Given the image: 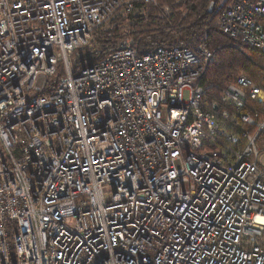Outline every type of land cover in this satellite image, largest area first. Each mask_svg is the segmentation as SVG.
<instances>
[{
  "label": "built area",
  "instance_id": "obj_1",
  "mask_svg": "<svg viewBox=\"0 0 264 264\" xmlns=\"http://www.w3.org/2000/svg\"><path fill=\"white\" fill-rule=\"evenodd\" d=\"M156 2L0 0V264H264L263 86L206 82L201 40L95 43ZM216 20L264 55V0Z\"/></svg>",
  "mask_w": 264,
  "mask_h": 264
},
{
  "label": "trees",
  "instance_id": "obj_2",
  "mask_svg": "<svg viewBox=\"0 0 264 264\" xmlns=\"http://www.w3.org/2000/svg\"><path fill=\"white\" fill-rule=\"evenodd\" d=\"M229 0H157V4H138L137 8L125 15L115 16L108 29L100 28L95 32L97 45L115 43L120 38L132 37L139 50H150L155 46L181 39L190 44L200 40L215 50L214 59L208 68L205 81L215 86H225L229 80L245 73L252 81L264 88V55L230 38L217 25V16ZM212 3L211 9L209 8ZM143 9L144 13H137ZM127 29V33L123 34ZM241 47L243 52L236 47ZM94 42L84 51L94 53ZM242 53H245L243 55ZM99 56L87 60L80 59L81 65H86ZM61 72L48 80L49 87L54 86ZM250 112H255L258 105L247 104Z\"/></svg>",
  "mask_w": 264,
  "mask_h": 264
},
{
  "label": "rangeland",
  "instance_id": "obj_3",
  "mask_svg": "<svg viewBox=\"0 0 264 264\" xmlns=\"http://www.w3.org/2000/svg\"><path fill=\"white\" fill-rule=\"evenodd\" d=\"M153 4H157V2L156 3H153ZM144 13V11H143V9H140L137 13L139 14V13ZM110 26V23H107V25L106 26H104L103 27V29H108V27ZM127 33V29L124 31V33L123 34H126ZM243 55H245V53H242ZM246 56V55H245ZM241 74H245V73H243V72H241L239 75H241ZM238 75V76H239ZM262 162H263V164H264V157L262 158Z\"/></svg>",
  "mask_w": 264,
  "mask_h": 264
},
{
  "label": "water",
  "instance_id": "obj_4",
  "mask_svg": "<svg viewBox=\"0 0 264 264\" xmlns=\"http://www.w3.org/2000/svg\"><path fill=\"white\" fill-rule=\"evenodd\" d=\"M211 7H212V3H210V5H209V8L211 9Z\"/></svg>",
  "mask_w": 264,
  "mask_h": 264
}]
</instances>
